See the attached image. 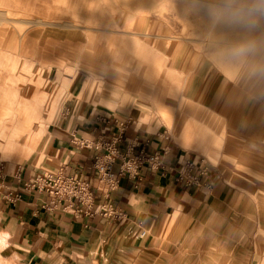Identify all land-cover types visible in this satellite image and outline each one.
Segmentation results:
<instances>
[{
	"label": "crops",
	"instance_id": "crops-1",
	"mask_svg": "<svg viewBox=\"0 0 264 264\" xmlns=\"http://www.w3.org/2000/svg\"><path fill=\"white\" fill-rule=\"evenodd\" d=\"M94 1L11 0L1 10L25 17L18 20L22 29H16L18 56L27 57L29 64L44 60L49 67H79L61 107L60 143L53 146L49 170L86 180L97 194V204L110 201L124 215L119 221H110L104 215L89 219L81 213L61 212L59 206L40 210L47 194L25 189L16 176L26 179L44 171L23 165L11 172L5 169V185L0 186V264H196L198 242H211L207 237L211 236L213 222L221 218L227 219L225 230L218 232L220 243L225 244L220 257L233 251L236 264H264V231L260 229L264 203L259 202L263 188L219 167L216 155L182 148L166 130L171 140L162 169L143 165L132 178L124 176L118 187L109 189L92 166L94 149L72 141L100 135L110 139L117 131L115 119L121 118L114 114H121L118 105L102 103L100 91L94 86L102 80L95 75L98 71L82 66L84 55L99 63L107 60L109 44L121 43L123 48L116 49L114 58L120 63L123 60V65L131 68V75L140 76L146 89L154 87L148 79L151 72L166 85L185 82L187 72L189 54L185 46L180 47L174 28L159 24L139 31L126 26L113 31L108 28L109 20L101 16V9L106 8ZM210 70L207 74L211 75ZM228 81L222 82L220 91H227L218 98L244 97L237 94L239 87ZM138 99L130 97L129 114L123 118L127 128L118 145L124 154L134 142L136 150L146 152L165 145L161 135L165 130H160L149 112L135 103ZM226 106L215 112L224 120L235 114L225 113L232 108ZM136 113L145 117L134 120ZM154 114L158 115L156 111ZM254 127L249 139L259 153L245 156L249 160L242 162H264V116ZM188 162L189 173L196 178L192 184L177 176ZM117 166L115 163L114 170ZM142 230H146L143 237Z\"/></svg>",
	"mask_w": 264,
	"mask_h": 264
},
{
	"label": "rangeland",
	"instance_id": "rangeland-1",
	"mask_svg": "<svg viewBox=\"0 0 264 264\" xmlns=\"http://www.w3.org/2000/svg\"><path fill=\"white\" fill-rule=\"evenodd\" d=\"M96 1L101 8H106L105 11L101 9V16L109 20L108 28L113 31L125 26L139 31L159 24L174 28L180 47L187 48L189 58L186 61L187 72L183 77L185 82L167 85L175 87L178 95L206 102L211 111L218 113L222 106L227 105L226 108H232L225 109V113H235L225 116L231 118L224 120L219 144L210 147L211 154L202 152L203 155H216L218 162L220 160L219 167L222 166L250 183L261 186L264 192V162H242L249 160L245 156L251 157L259 153L249 138L255 129L254 124L264 116V0ZM6 2L11 0H0V10L6 6ZM22 18L25 17L0 14V164L7 171H10L9 168L14 171L18 165L46 171L50 169L49 157L54 150L53 146L60 143L58 126L61 107L79 67H49L45 66L44 60L29 64L27 57L18 56L16 29H22L23 24L20 26L18 22ZM108 46L110 54L107 60H99V64L117 62L114 58L116 49L123 48V45L117 43ZM123 62L122 60L121 63L124 64ZM108 68L102 66L104 70ZM127 68L131 75V68ZM209 68L211 75L207 74ZM106 74L97 72L96 77L102 81L94 83V86L100 91L102 103L117 107V100L123 89L113 87L112 83L106 81ZM210 79L211 84L208 83ZM227 80L231 86L237 85V94L244 97L231 100L218 98L222 92L221 84H225ZM140 85L144 89L146 84ZM145 91L147 95L133 93L131 96L139 98L135 103L149 112V117L158 124L160 130L170 131L168 125L159 119V115L154 114V106L149 97L152 90L145 88ZM226 91L224 89L222 93ZM205 94L208 96L204 98ZM31 110L35 116L41 115L40 121L46 128H34V138L30 143H23L13 126L20 115L25 117L33 113ZM36 111L42 113L38 115ZM114 114L120 118L119 114ZM262 130L264 131V127ZM232 148L234 154H231ZM259 202L264 203V194ZM225 220L221 218L213 222L211 236L207 237L211 242H198L196 264H236V253L233 251L231 255L220 257L225 250L221 246L225 244L220 243L218 232L225 230ZM261 224L260 229L264 231V206L261 211ZM233 245L236 247L237 243Z\"/></svg>",
	"mask_w": 264,
	"mask_h": 264
},
{
	"label": "built area",
	"instance_id": "built-area-1",
	"mask_svg": "<svg viewBox=\"0 0 264 264\" xmlns=\"http://www.w3.org/2000/svg\"><path fill=\"white\" fill-rule=\"evenodd\" d=\"M115 124L117 125V131L110 139L103 135L95 139L82 137L72 139L75 144L81 147L94 149L92 166L97 178L109 189L118 187L120 178L124 176L132 178L143 165L148 164L152 168L162 169L164 154L168 152V143L171 140L170 133L164 131L161 135L165 140V145L161 149L153 152H146L142 149L136 150L137 142H134L124 154V152H121L118 142L121 141L127 128V120L116 118ZM115 163H118L116 170H114ZM190 164L188 162L177 175L179 180L183 179L187 184L195 183L196 180L195 176L189 173ZM205 169L204 167L203 171ZM4 178L5 168L3 164H0V186L5 185ZM16 181L22 183L27 190L47 194L48 198L40 204V210L51 211L58 209L59 206L61 212L81 213L89 219L104 215L110 221H119L124 215L121 208L113 205L110 201L97 204V194L89 182L65 174L61 170H46L26 179L17 175ZM17 195L15 194L13 197L15 198ZM145 234L146 230L140 232L141 237Z\"/></svg>",
	"mask_w": 264,
	"mask_h": 264
},
{
	"label": "bare ground",
	"instance_id": "bare-ground-1",
	"mask_svg": "<svg viewBox=\"0 0 264 264\" xmlns=\"http://www.w3.org/2000/svg\"><path fill=\"white\" fill-rule=\"evenodd\" d=\"M6 13V12H5ZM0 14L4 15V11H0ZM74 53V52H73ZM74 57V56H73ZM72 63L75 60L69 58ZM82 66L98 71L100 73H107L105 79L112 83L113 87L120 90L123 89L121 96L118 98L117 102L120 107V117L126 118L128 116V105L130 103V94L147 95L145 88L143 92L141 89V77L129 75V68L124 66L120 62L98 63L95 60H91L89 55H84ZM102 66L109 67L108 70L102 69ZM153 72L148 77L149 80L153 82L152 93L149 95L151 97L152 104L154 105L156 111L159 115V119L168 125L170 132L174 138L175 143L179 144L185 148L199 149L207 153L213 144H219V138L222 135L224 117L211 111L206 105L207 103L201 100L194 99V97H186L178 95L175 91V87L167 86L161 82V77H156ZM139 75V74H138ZM146 86V85H145ZM145 91V92H144ZM201 97V96H200ZM29 115H20L19 120L15 124V129L21 142H29L34 138L32 130L36 127L46 128L45 124L40 121L41 111L36 113L40 117L35 116L34 111ZM138 113V112H137ZM134 114V120H139L141 115ZM145 117V115H142ZM41 124V125H40ZM14 129V128H13ZM15 133V134H16ZM232 148L231 154H234ZM10 172H11V168Z\"/></svg>",
	"mask_w": 264,
	"mask_h": 264
}]
</instances>
